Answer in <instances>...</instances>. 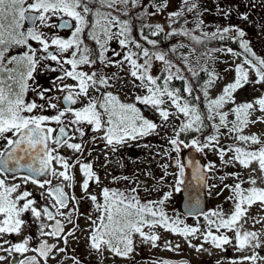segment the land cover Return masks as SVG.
Here are the masks:
<instances>
[{"label":"snow or ice","instance_id":"6c2138e0","mask_svg":"<svg viewBox=\"0 0 264 264\" xmlns=\"http://www.w3.org/2000/svg\"><path fill=\"white\" fill-rule=\"evenodd\" d=\"M171 3L0 0V264H85L75 249L69 252L80 240L78 232L86 233L88 254H96L99 264L106 253L134 261L138 243L161 247L159 230L183 238L199 254L211 255L213 249L235 254L216 264H264V215L250 214L255 205L264 211V187L258 186L264 183V133L250 132L264 124V56L254 51L239 25L205 31L202 17L209 9L201 0H178L175 10L169 11ZM256 6L257 0L246 5ZM216 13L227 19L232 8L216 3ZM133 15L140 21L139 38L134 36ZM165 15L163 24L144 22ZM236 15L249 20L247 13ZM161 33L166 39L179 36L190 41H181L170 51L188 49L187 54L180 53V60L193 77L207 76L202 85L194 86L169 51L159 50ZM216 40L225 46L207 48ZM228 41L241 51L227 47ZM217 52L235 57L225 61L228 67L223 71L232 78L222 85L226 78L208 67L209 61H217ZM189 56H195L197 64L204 61L199 70ZM110 68L120 71L103 70ZM127 77L135 90L130 102L119 95ZM174 80L183 82L182 90L172 86ZM217 87L219 93L212 96ZM249 87L260 95L239 101L240 91ZM195 92L206 101V112L200 110V95ZM190 133L194 135L185 140ZM153 136L166 140L155 153L164 161L159 164L161 174L147 170L112 175L109 184L115 186L104 185L96 165L100 156L104 158L100 167L107 168L110 153L132 145L151 150L155 145L144 141ZM184 150L204 157L214 152L220 163L202 164L184 156ZM222 168L239 170L218 176ZM186 169L208 197L213 190H218L216 196L227 191L231 209L204 210L199 195L193 199L189 193L187 211L173 209L169 215L175 195L190 186ZM217 179L220 183L211 182ZM29 184L40 190L39 199ZM77 186L80 196L75 194ZM154 192L157 198L148 199ZM87 202L92 210L82 212L80 206ZM81 217L86 221L83 229ZM184 217L196 222L190 225ZM249 221L252 228L245 227ZM163 247L180 249L170 240H164ZM152 264L171 262L156 259Z\"/></svg>","mask_w":264,"mask_h":264},{"label":"rangeland","instance_id":"374dc122","mask_svg":"<svg viewBox=\"0 0 264 264\" xmlns=\"http://www.w3.org/2000/svg\"><path fill=\"white\" fill-rule=\"evenodd\" d=\"M232 1L233 0H201L202 3V7H206L209 9L208 12H206L204 14V16L202 17L205 21V24L208 28L212 30H214L217 26H226L231 24V20H234V24L233 25H239L242 26V21L239 19V17L232 13L231 16L229 18H224L220 15H218L216 13V3H220L222 6L224 7H229L232 5ZM177 3L178 0H172V3L169 7V11L175 10V8L177 7ZM234 3L236 4V11L240 12V13H244L245 7L247 5L246 0H234ZM166 16V15H165ZM165 16H156V17H160L161 19H165ZM62 35H66L67 33H61ZM113 47H116L118 49V45L113 43L112 45ZM215 55L218 57L217 61L215 63L209 61L208 62V67L209 68H215L216 72L220 73L223 77H225V80H221L220 84L222 85L223 83L230 81L232 78V74L231 73H225L223 70L225 67H228V64L225 63V61L227 62H231L232 60L235 59V57L232 56H227V55H223L219 52L215 53ZM189 61L191 63H193V66L196 65H200L203 64V60L200 61V64H197L196 62V57L195 56H190ZM195 62V64H194ZM108 73H112V72H118L120 70L116 69V68H110V69H106L104 70ZM121 75H124V73L122 72ZM47 79H51V76L46 77ZM127 86L123 87L122 91H120L119 95L121 96V99H124L126 102H130L131 99L134 97L135 94V90L133 89V85L131 83V77H127ZM43 82V81H42ZM123 83V82H121ZM220 91V88H214L211 90V95L215 96L216 94H218ZM127 94V95H125ZM260 92H253L251 90V88L249 87L247 91L241 90L239 95H238V100L239 101H243L245 99H251L254 96H259ZM206 104V101H204ZM143 107V106H140ZM206 110V108H205ZM143 111L145 112L146 115H150V112H147L146 110L143 109ZM169 134L171 133V129L168 130ZM250 132L253 133H257V134H261L264 132V124H258L254 127H252L250 129ZM146 143H152L153 145H155V147H153L151 150L146 149L144 147H136L135 145L130 146L129 148H126L127 146L121 148L118 152L116 153H110L109 157H113L116 156L117 159H119L118 163H115L114 166L112 164H109L107 166V168H104L106 172H101V176H102V180L103 183H105L106 185H109V180L111 179L109 170L115 168L114 170H116V175H129L131 176L133 173H137V172H142V171H147V170H151L154 175L159 176L162 172V170L159 168V164L163 163L164 161L161 159V157L156 156L155 153L158 150H162L161 146H166V140L162 139L160 137H149L147 138L146 141H144ZM225 143H231L230 140H225ZM101 147L103 146L102 144L100 145ZM62 151L65 152V154L68 153L67 149H63ZM186 150H184L185 152ZM131 154V155H130ZM131 157V160L129 161V158ZM198 157L200 158L201 162L207 163L208 161H213L215 163H217L219 165V160L217 155L214 152H208L207 157H204L201 154H198ZM104 163V158L103 156H100V159L98 161H96V165H97V170L100 171L99 169L102 170V168L100 167L101 164ZM130 165V166H128ZM113 167V168H110ZM173 169H170V171ZM239 170L238 168H227L224 169L222 168L219 172H218V176L223 175L225 172L227 171H237ZM103 173V174H102ZM244 175L246 176L247 173H244ZM142 180L145 179V177L143 175H141L140 177ZM55 182V181H54ZM213 183H220L219 179L211 181ZM227 183H231V180H227ZM152 182L149 181V184H151ZM122 186V185H120ZM258 186L260 187H264V183H258ZM244 187H248L247 184L244 185ZM28 188L31 189L34 193V195H36L37 199H39V189L36 188L35 186L29 184ZM93 191H96V186L93 185L92 187ZM216 191L218 190H213V195L211 197L207 196V192H206V197L208 200V208L213 209L216 208L217 206H221L226 212L229 211L231 209V202L227 201L226 197L229 195V193L227 191H225L224 193H222L220 196H216ZM75 194L77 196H80V189L77 186L75 189ZM141 195L143 196L144 193H141ZM157 193H153L151 196L147 197L148 199H155L157 198ZM221 197V199H220ZM176 207H178L177 203H175V201L173 200L172 203L169 204L168 207V212L169 215L173 214V209H175ZM80 210L82 212H86V211H91V204L90 202L87 203H82L80 206ZM250 214L251 215H264V211H261L260 206L259 205H255L252 207V209L250 210ZM185 222L192 225L196 222L195 218L189 219V218H185ZM202 222V221H201ZM80 226L81 228H85L86 227V221L83 217L80 218L79 220ZM70 227V225H69ZM246 228H252L253 225L251 223V221H249L248 224L245 225ZM259 225H256L255 228L259 229ZM162 240L160 241L161 243V247L159 248H151L148 245H141L138 243V247H137V253L135 255V259L134 261H126V260H122L120 258H113L111 257L109 254H105L106 258L103 260V264H152L153 260L156 259H161V258H166V259H176V260H180V259H185L187 261V264H216L217 260L222 259L223 257L227 256V257H232L235 254L231 251V249H229V251L227 253L221 252L219 250H211L212 254L209 255L208 253H203V254H199L196 253L193 249L189 248L187 243L185 242V240L179 236H174L171 233L165 232L163 230H159ZM33 235H35V233L33 232ZM78 236H80V240L79 242H73L70 247H69V252H72V249H75V255H77L79 258H81L82 260H84L85 264H99V260L100 258L96 255V254H92L89 255L88 251H87V247H86V233H77ZM13 240H18L19 237H12ZM164 240H170L173 242V245L175 244H179L180 245V249L177 251H167L164 249L163 247V241ZM194 243H198L197 241H193ZM50 264H53V262L50 261ZM66 264H70V261L66 262Z\"/></svg>","mask_w":264,"mask_h":264},{"label":"trees","instance_id":"16d2710c","mask_svg":"<svg viewBox=\"0 0 264 264\" xmlns=\"http://www.w3.org/2000/svg\"><path fill=\"white\" fill-rule=\"evenodd\" d=\"M132 11L135 13L136 10L133 9ZM165 17H166V16H165ZM124 18H127V17H124ZM190 19H191V17H190ZM165 20H166V18H165V19H161L160 17H153V18H151L150 20H146V21H144V22H145V23H153V24H155V23H162V24H163V23L165 22ZM132 22H133L134 25H135L134 36H136L137 38H139V35H140V21L137 20V19L135 18V16L133 15V17H132ZM188 26H189V27H193L194 25H193V24H189ZM204 30H205V31H211V29L208 28V27H206ZM145 32H147V29H145ZM153 39H156V38L153 37ZM181 41H183L185 44L190 43V41L186 40V39L183 38V37H179V36H176V37H173V38H168V39H166V38L164 37V34L161 33V35H160V37H159V45H158V47H159V50H161V51L168 50V51H169V56H170V58L173 60L174 63L177 64L178 67H181V69L183 70V74L188 78V80H189L194 86L199 87V86L202 85L203 82L207 79V76H206L204 73H200V76H199V77H193V76H192V73L189 72L186 68H184V63H183L182 60H180V53L187 54V53H188V49L180 48V49H178V51H177L175 54L171 53V51H170V49H171V47H172L173 45L178 44V43H180ZM141 42H142V41H141ZM88 43H89V46H92V42H91V41H89ZM222 46H225V42H222V41H219V40L211 41V42H209V43L207 44V48H218V47H222ZM226 46H227V47L236 48V47H237V44H236V43H233V42H231V41H228V42H226ZM195 47L200 48L201 50H205V51L207 50V49H205V48H204L203 46H201V45H196ZM189 58H190V56H189ZM189 62H190V61H189ZM190 63H191V62H190ZM192 64H193V63H191V65H192ZM194 64H195V62H194ZM157 67H159V64H158V63H157ZM192 67H193L194 69L199 70L200 65H196V66H193V65H192ZM103 70H106V69H103ZM172 86L175 87V88H179V89L182 90V88H183V82L180 81V80H174V81L172 82ZM185 95H186V94H185ZM194 95H200V101L197 102V103H198V106H199V108H200V110H201L202 112H206V110H205V102H204L205 100H204L202 94H201L200 92H195ZM210 132H211V129H210V128H209V129H206V134H208V133H210ZM192 135H194V134H191V133H190V134H188L187 136H184V139H185V140H190L191 137H192ZM179 198H180V193L175 195V197H174V201L178 200ZM209 209H210V208H209Z\"/></svg>","mask_w":264,"mask_h":264},{"label":"flooded vegetation","instance_id":"af4514ba","mask_svg":"<svg viewBox=\"0 0 264 264\" xmlns=\"http://www.w3.org/2000/svg\"><path fill=\"white\" fill-rule=\"evenodd\" d=\"M246 3L248 5L249 0H246ZM231 8H232V13L236 14L237 13V11L235 9L236 4L234 3V0L232 1ZM244 13H247L249 15V20L248 21H242L243 23H242V26H240V27H242L245 30V32L247 33L246 38L248 40H250L251 46L253 47L254 51H256L258 55L264 56V4H261L259 2V0H257V6L254 8L245 7ZM230 22H231V24H234V20H231ZM233 49L235 51H241L238 47V44H237V47L233 48ZM126 148H129V146H127ZM109 159L111 161V163H109V164H112L113 166L115 163L119 162V159H117L116 156L109 157ZM130 160H131V157L129 158V161ZM128 166H130V165H128ZM110 168H113V167H110ZM114 169L115 168L109 170L110 176L116 175V170H114ZM99 170H100L99 171L100 174H101V172H106L104 168H102V170L101 169H99ZM101 178H102V176H101ZM110 181H111V179L109 180V182ZM104 185H106V184L104 183ZM109 186H115V185L109 184ZM206 199H207V197H205V210L206 209L208 210V208H207L208 202ZM175 203H177L178 207H176L174 210L178 213H182L180 211V207H179L180 200L179 199L176 200ZM184 218L192 219L194 217H184ZM182 260L185 261V259H182ZM185 262H187V261H185Z\"/></svg>","mask_w":264,"mask_h":264},{"label":"water","instance_id":"95a60500","mask_svg":"<svg viewBox=\"0 0 264 264\" xmlns=\"http://www.w3.org/2000/svg\"><path fill=\"white\" fill-rule=\"evenodd\" d=\"M144 109L146 111H149L147 108H144ZM183 155L188 156V157H192L193 159L200 161V159L198 158V153H194L191 150H187ZM185 179H186L187 184H189L190 186L187 188L186 191H183L182 193H180L181 194V202H180L181 211L183 213L187 211V209L185 208V203L187 201V197H188L189 193L191 194L193 199H195V197L197 195H199L200 200H201V207L204 209V207H205L204 190H198L197 189L196 182L192 179L191 169H186ZM164 260L170 261L171 264L178 262L177 260H170V259H164Z\"/></svg>","mask_w":264,"mask_h":264}]
</instances>
